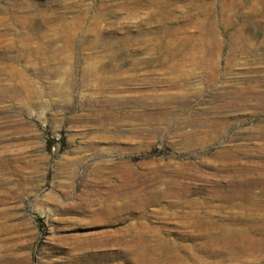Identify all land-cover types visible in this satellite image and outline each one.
Instances as JSON below:
<instances>
[{
  "label": "rangeland",
  "instance_id": "rangeland-1",
  "mask_svg": "<svg viewBox=\"0 0 264 264\" xmlns=\"http://www.w3.org/2000/svg\"><path fill=\"white\" fill-rule=\"evenodd\" d=\"M153 8L0 0V152L13 157L0 168V264H67L72 236L130 239L142 225L179 254L172 264H264V250L232 261L215 238L235 214L259 220L238 206L264 205V33L199 42L179 14L167 27L148 19ZM251 10L264 13V0H247L237 22ZM105 249L94 264H143Z\"/></svg>",
  "mask_w": 264,
  "mask_h": 264
},
{
  "label": "bare ground",
  "instance_id": "bare-ground-1",
  "mask_svg": "<svg viewBox=\"0 0 264 264\" xmlns=\"http://www.w3.org/2000/svg\"><path fill=\"white\" fill-rule=\"evenodd\" d=\"M144 1V0H142ZM247 0H151L152 4L155 5V8H153L148 14L147 18L150 20H154L157 22V24L163 25L166 23L168 19L174 20L173 18L178 17V14L180 15V18L184 19L185 22H187L188 25H193L195 28V31L193 34H190V38H196L199 42H214L216 44H222V43H230L234 45H240L247 42V40L250 37H258L259 35L264 33V13L257 12L256 10H251L252 12L249 14V20L246 24L241 25L237 22L236 18L239 14V8L241 5L245 4ZM183 3V9L176 12L173 10V8H178L177 3ZM150 6V4H148ZM240 15V14H239ZM263 19V21L260 20ZM148 21V20H147ZM154 23V22H153ZM179 25V24H178ZM183 25H186L183 24ZM167 27V26H165ZM172 31V29L170 30ZM240 47V46H239ZM257 83V82H256ZM251 85V83H246L243 88L248 87ZM262 88V87H261ZM263 89V88H262ZM242 97V96H241ZM247 97V96H246ZM240 98V97H239ZM251 98V97H250ZM242 100V99H241ZM244 100V97H243ZM242 100V102H243ZM245 103V102H244ZM234 104V103H233ZM227 105V103H226ZM229 106V105H227ZM237 106V105H236ZM235 106V107H236ZM242 106V105H240ZM234 107V108H235ZM223 108V107H222ZM227 108V107H226ZM230 108V107H229ZM221 109V108H220ZM232 109V108H231ZM224 110V109H223ZM226 110V109H225ZM244 110V109H243ZM240 112V111H239ZM226 114V113H225ZM230 114V113H229ZM223 116V115H222ZM239 117V115H238ZM226 118V117H225ZM220 119V118H219ZM223 119V118H222ZM221 119V120H222ZM240 119V118H239ZM215 120V119H213ZM225 120V119H224ZM230 120V119H229ZM211 121V120H210ZM228 121V120H226ZM231 121V120H230ZM229 122V121H228ZM231 123V122H230ZM210 124V123H209ZM225 124V122H224ZM221 126V125H220ZM223 126V125H222ZM252 126V125H251ZM264 126V124H263ZM255 127V126H254ZM217 128V127H216ZM259 129V128H258ZM224 130V129H223ZM253 130V129H252ZM227 131V129H226ZM250 131V130H249ZM255 131V128H254ZM260 132V130H258ZM248 132V131H247ZM215 133V132H214ZM256 133V132H255ZM205 134V133H204ZM216 134V133H215ZM261 135V133L259 134ZM258 135V136H259ZM256 136V135H254ZM217 137V136H216ZM260 137V136H259ZM263 138V137H262ZM200 139V138H199ZM258 139V138H257ZM198 140V139H197ZM251 140V139H250ZM261 140V138H260ZM259 140V141H260ZM204 141V140H203ZM207 140H205L206 142ZM254 141V140H253ZM263 141V140H262ZM202 143V141H201ZM228 143V142H227ZM249 143V142H247ZM256 143V142H255ZM260 143H262L260 141ZM251 144V143H250ZM205 145V144H204ZM223 145V144H222ZM248 145V144H247ZM256 145V144H255ZM258 145V144H257ZM264 145V141H263ZM252 146V145H251ZM254 146V145H253ZM261 146V145H260ZM259 146V147H260ZM242 147V146H241ZM237 148V147H236ZM245 148V147H244ZM221 149V148H219ZM234 149V148H232ZM249 149V148H248ZM256 149V148H255ZM262 149V148H261ZM241 151H244L241 150ZM240 151V152H241ZM248 151V150H247ZM259 151V148H258ZM261 151V150H260ZM259 151V152H260ZM218 152H220L218 150ZM222 152V151H221ZM230 152V151H229ZM245 152V151H244ZM223 153V152H222ZM221 153V154H222ZM235 153V152H233ZM246 153V152H245ZM231 154V153H230ZM249 154V153H248ZM255 154V153H254ZM260 154V153H259ZM263 154V152H262ZM215 155V154H214ZM243 155V154H242ZM247 155V154H246ZM257 155V154H256ZM221 156V155H220ZM230 156V155H229ZM215 157V156H214ZM247 157V156H246ZM255 157V156H254ZM224 158V157H223ZM229 158V157H228ZM226 158V160L228 159ZM233 158V156H232ZM252 158V157H251ZM264 158V157H263ZM217 159V157H216ZM220 159V158H219ZM222 159V158H221ZM221 159L219 161H221ZM235 159V158H234ZM242 159V158H241ZM225 160V158L223 159ZM225 160V161H226ZM241 161L240 159H236ZM235 160V161H236ZM254 160V159H253ZM261 160V159H260ZM263 160V159H262ZM229 161V160H227ZM226 161V162H227ZM252 161V160H251ZM13 162L12 154L9 152H0V168H6ZM225 162V164H226ZM245 163L244 161H242ZM258 162V161H256ZM224 163V162H223ZM242 163V164H243ZM247 163V162H246ZM218 164V159H217ZM216 164V165H217ZM235 164V163H234ZM253 164L254 163H250ZM259 162L257 163V165ZM238 165V164H236ZM256 165V164H255ZM254 165V166H255ZM228 166V164H227ZM259 166V165H258ZM262 166V165H261ZM215 167V166H214ZM224 167V166H223ZM226 167V166H225ZM237 168V166H235ZM231 167V168H235ZM240 167V166H239ZM247 167V166H246ZM126 168V167H125ZM124 168V169H125ZM230 168V167H229ZM261 168V167H260ZM259 168V169H260ZM219 169V168H218ZM241 169V168H239ZM251 169V168H249ZM247 169V170H249ZM256 169V168H255ZM221 170V169H220ZM219 170V171H220ZM236 170V169H234ZM242 170V169H241ZM222 171V170H221ZM251 171V170H250ZM253 171V170H252ZM260 171V170H259ZM258 171V172H259ZM199 172V171H198ZM196 172V176L199 174ZM228 172V171H226ZM236 172V171H235ZM232 172V175L233 173ZM246 172V171H245ZM249 172V171H248ZM257 172V171H256ZM184 173V172H183ZM221 173V172H220ZM241 172H239L240 174ZM247 173V172H246ZM245 173V174H246ZM254 173V172H253ZM127 174V173H126ZM178 174V173H177ZM180 174V173H179ZM178 174V175H179ZM203 174V173H202ZM242 174V173H241ZM248 174V173H247ZM252 174V172L250 173ZM261 174V173H260ZM183 175V174H182ZM189 175V174H188ZM191 175V174H190ZM225 175V174H224ZM227 175V174H226ZM231 175V176H232ZM253 175V174H252ZM263 175V174H262ZM200 176V175H199ZM202 176V175H201ZM212 176V175H210ZM214 176V175H213ZM229 176V174H228ZM230 176V177H231ZM241 176V175H240ZM258 176V175H257ZM261 176V175H260ZM165 177V176H164ZM181 177V176H180ZM198 177V176H197ZM215 177V176H214ZM224 177V176H223ZM229 177V178H230ZM243 177V176H242ZM247 177V176H246ZM254 177V176H253ZM123 178V176H122ZM128 178V177H127ZM168 178V177H167ZM183 178V177H182ZM188 178V177H187ZM199 178V177H198ZM208 178V177H207ZM234 178V176H233ZM237 178V177H236ZM244 178V177H243ZM170 179V178H168ZM189 179V178H188ZM194 179V178H193ZM210 179V178H209ZM241 179V178H240ZM165 180V179H164ZM172 180V179H171ZM178 180V179H177ZM181 180V179H180ZM207 180V179H206ZM124 181V178H123ZM182 181V180H181ZM234 181V180H233ZM252 181V180H251ZM250 181V182H251ZM258 183H261V185L264 188V175L261 176L260 179H257ZM125 182V181H124ZM184 182V181H183ZM207 182V181H206ZM219 182V181H218ZM228 182V181H226ZM127 183V182H126ZM256 183V182H255ZM188 184V183H187ZM240 184V182L238 183ZM252 184V183H251ZM165 185V184H164ZM178 185V184H177ZM212 185V184H211ZM228 185V184H227ZM125 186V185H122ZM127 186V185H126ZM223 186V185H221ZM220 186V187H221ZM234 186V184H233ZM241 186V185H240ZM244 186V185H243ZM250 186V185H248ZM257 186V185H256ZM177 187V186H176ZM214 187V186H212ZM237 187V186H236ZM235 187V189H236ZM239 187V186H238ZM245 187V186H244ZM117 188V187H116ZM170 188V187H169ZM168 188V189H169ZM216 188V184H215ZM213 188V189H215ZM227 188V187H226ZM232 188V187H230ZM242 188V187H240ZM252 188V186H251ZM115 189V188H114ZM113 189V190H114ZM120 189V188H118ZM126 189V188H125ZM173 189V188H172ZM171 189V190H172ZM186 190V188H184ZM233 189V188H232ZM246 189V188H245ZM112 190V191H113ZM121 190V189H120ZM124 190V189H122ZM164 190V189H162ZM161 190V192H162ZM177 190V189H176ZM251 190V189H250ZM249 190V191H250ZM253 190V189H252ZM179 191V190H178ZM215 191V190H214ZM221 191V190H220ZM238 191V190H237ZM247 191V190H246ZM110 192V190H109ZM153 192V191H151ZM157 192V191H156ZM166 192V190H165ZM168 192V190H167ZM166 192V193H167ZM185 192V191H184ZM210 192V191H209ZM260 192V191H259ZM117 193V192H115ZM121 193V192H120ZM125 193V192H124ZM159 193V192H158ZM215 193V192H214ZM248 193V192H247ZM114 194V192H113ZM127 194V193H126ZM155 194V193H154ZM168 194V193H167ZM167 194L165 196H167ZM170 194V193H169ZM212 194V193H211ZM239 194V192H238ZM110 195V194H109ZM112 195V193H111ZM110 195V196H111ZM258 195V194H257ZM109 196V197H110ZM113 196H116L115 194ZM112 196V197H113ZM125 196V195H123ZM147 196V195H146ZM162 196V195H160ZM180 196V194H179ZM243 196V194H242ZM145 197V196H144ZM163 197V196H162ZM178 197V196H177ZM185 197V196H184ZM209 197V196H208ZM250 197V196H249ZM258 197V196H257ZM124 198V197H123ZM148 198V196H147ZM151 198V197H149ZM156 198V197H155ZM153 198V199H155ZM160 198V197H159ZM219 198V197H218ZM232 198V197H231ZM152 199V198H151ZM163 199V198H162ZM173 199V198H172ZM214 199V198H213ZM220 199V198H219ZM224 199V198H223ZM228 199V198H227ZM147 200V199H146ZM160 200V199H159ZM106 201V200H104ZM150 201V199H149ZM157 201V200H156ZM209 201V200H208ZM211 201V200H210ZM219 201V200H218ZM235 201V200H234ZM242 201V200H241ZM256 201V200H255ZM258 201V200H257ZM155 202V201H154ZM184 202V201H183ZM232 202V201H231ZM239 202V201H238ZM262 202V201H260ZM152 203V202H151ZM176 203V202H175ZM196 203V202H195ZM223 203V202H222ZM128 204V203H127ZM134 204V203H132ZM148 204V202H147ZM204 204V203H203ZM263 204V203H262ZM258 202H251L250 204H246L245 206H238L239 211L242 210L248 211L251 215H258L260 217L259 220H257L256 223H252L251 220H245L242 218V214L236 215L235 217H232V221L237 226H230L228 224H221L219 227H217V230L219 231V236L217 235L215 238L217 239V243L219 242L220 245L222 244L223 247L226 248L228 252V257L233 260H239L240 257H242L244 254L249 253L253 254L255 252H262L264 250V205ZM108 205V204H107ZM129 205V204H128ZM171 205V204H170ZM175 205V204H173ZM195 205V204H194ZM201 205V204H200ZM199 205V206H200ZM244 205V204H243ZM112 206V205H111ZM110 206V207H111ZM126 208V205H124ZM145 206V205H144ZM193 206V205H192ZM222 206V205H221ZM225 206V205H224ZM106 207V206H105ZM131 207V204H130ZM133 207V206H132ZM223 207V206H222ZM232 208V207H231ZM237 209V207H235ZM102 209V208H101ZM108 209V208H107ZM118 209V208H117ZM121 209V208H120ZM195 209V208H194ZM100 210V209H99ZM98 210V211H99ZM105 210V208L103 209ZM111 210V209H110ZM193 210V209H192ZM101 211V210H100ZM106 211V210H105ZM119 211V210H118ZM143 211V209H142ZM144 212V211H143ZM209 212V211H208ZM238 212V211H237ZM105 213H108L105 212ZM103 213V214H105ZM115 213V211H114ZM193 213V212H192ZM207 213V212H206ZM234 213V212H233ZM113 214V213H112ZM195 214V213H193ZM238 214V213H237ZM248 214V213H246ZM101 215V214H100ZM106 215V214H105ZM110 215V214H108ZM107 215V216H108ZM245 215V213H244ZM103 216V215H102ZM142 216V215H141ZM111 217V216H110ZM94 218V217H93ZM104 218V217H102ZM108 218V217H107ZM229 218V217H228ZM254 218V217H253ZM250 219V218H249ZM102 220V219H101ZM114 220V219H113ZM254 220V219H253ZM256 220V219H255ZM112 221V220H111ZM241 222L244 223L245 226H241ZM204 223V222H203ZM233 223V224H234ZM144 224V223H143ZM149 225V224H148ZM132 228V227H131ZM138 228V227H137ZM146 228V227H140ZM157 228V227H156ZM214 228V227H213ZM136 229V228H135ZM136 230L132 233L130 239L125 238V236L116 237L114 238L108 231L99 233V234H84V235H76L72 236V242L71 247L69 248V262L67 264H94V262L97 259H103L104 257L110 256L108 253V249H105L110 247V245H117V248L121 254H126L128 251L131 252V250L136 251L137 255L135 260L138 262H141L143 264H155L157 261L156 255H161L164 259V261L168 263H173L178 259L179 254L170 252L171 249H169L170 244L166 240L162 238H158L157 245L159 248H155L149 239L145 238V233H143L141 230ZM153 229V228H152ZM200 229V228H199ZM258 231L259 236H256V231ZM155 231V230H154ZM158 231V230H157ZM255 231V233H254ZM156 232V231H155ZM154 234V233H153ZM158 234V233H157ZM208 234V233H207ZM150 235V234H149ZM205 235V233H204ZM147 236V235H146ZM206 236V235H205ZM215 236V235H214ZM213 236V237H214ZM212 240V236H210ZM60 238V237H59ZM58 238V239H59ZM63 238V237H62ZM155 238V237H154ZM157 238V237H156ZM215 239V240H216ZM61 241V239H60ZM213 241V240H212ZM154 242V241H153ZM68 243V242H67ZM61 245V244H60ZM59 245V246H60ZM67 245V244H66ZM203 245V244H202ZM173 246V245H171ZM201 246V245H200ZM205 246V245H204ZM212 247V246H211ZM171 248V247H170ZM174 248V247H173ZM172 248V249H173ZM200 248V247H199ZM205 248V247H203ZM225 248H222L224 251ZM198 249V248H197ZM215 249V248H214ZM180 250V249H179ZM200 251V250H199ZM202 251V249H201ZM213 251V250H212ZM101 252V253H99ZM226 253V251H224ZM217 254V253H215ZM219 254V253H218ZM256 254V253H255ZM128 255V253H127ZM257 256V255H256ZM250 257V256H249ZM128 258V257H127ZM176 258V259H174ZM181 258V257H180ZM244 259V258H242ZM159 260V259H158ZM175 260V261H174ZM1 261V260H0ZM245 261V260H244ZM137 262V263H138ZM159 262V261H158ZM1 263V262H0Z\"/></svg>",
  "mask_w": 264,
  "mask_h": 264
}]
</instances>
